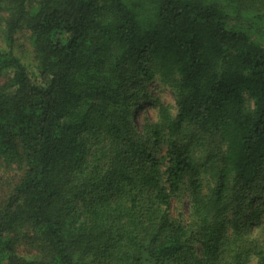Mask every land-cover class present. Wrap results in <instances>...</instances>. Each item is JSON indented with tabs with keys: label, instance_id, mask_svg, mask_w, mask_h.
Listing matches in <instances>:
<instances>
[{
	"label": "trees",
	"instance_id": "trees-1",
	"mask_svg": "<svg viewBox=\"0 0 264 264\" xmlns=\"http://www.w3.org/2000/svg\"><path fill=\"white\" fill-rule=\"evenodd\" d=\"M260 1L0 0V264H264Z\"/></svg>",
	"mask_w": 264,
	"mask_h": 264
},
{
	"label": "rangeland",
	"instance_id": "rangeland-1",
	"mask_svg": "<svg viewBox=\"0 0 264 264\" xmlns=\"http://www.w3.org/2000/svg\"><path fill=\"white\" fill-rule=\"evenodd\" d=\"M1 6H6L1 3ZM228 9L226 10L229 16V24L232 26H239L249 28V32L252 37L255 38L258 36V39L262 41L264 44V6H262L261 1L256 2L254 4H240L239 6H226ZM6 50L5 43L3 41V37L0 33V51ZM14 53L18 58L22 60V62L28 66L30 69L36 68V59L33 53V48L29 40V33L21 32L17 37V41L14 44ZM35 71V70H34ZM149 92L153 97L152 103L155 102L161 103L163 105H167L174 107V93L168 87L161 83L155 82L149 86ZM151 104L146 105L143 111L135 112V122L137 126L142 124L144 118L152 119L155 117L156 111ZM199 138V137H198ZM196 137V145H199V139ZM209 154L212 152L209 146H206L204 149H200L197 156L204 157L205 153ZM206 153V155H207ZM188 208H187V199L180 198L179 200H172V208H171V216L173 219H180L184 222H188ZM251 236L253 239L264 240V226H254L251 230Z\"/></svg>",
	"mask_w": 264,
	"mask_h": 264
}]
</instances>
